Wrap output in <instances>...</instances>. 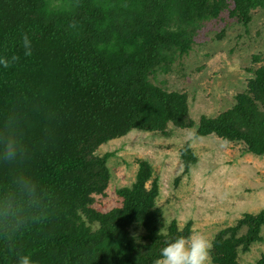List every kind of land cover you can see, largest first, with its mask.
<instances>
[{
    "label": "trees",
    "instance_id": "obj_1",
    "mask_svg": "<svg viewBox=\"0 0 264 264\" xmlns=\"http://www.w3.org/2000/svg\"><path fill=\"white\" fill-rule=\"evenodd\" d=\"M264 0H0V264H153L192 223H166L157 206L159 179L136 159L118 206L95 198L110 183V154L98 149L130 131L169 136L195 129L242 144L264 158V57L232 106L216 117L190 115L185 93L152 79L188 55L203 24L243 26ZM27 36L31 52L24 55ZM183 175L198 158L186 142ZM264 241V210L244 213L211 240V264H242ZM254 264H264L261 256Z\"/></svg>",
    "mask_w": 264,
    "mask_h": 264
},
{
    "label": "rangeland",
    "instance_id": "obj_2",
    "mask_svg": "<svg viewBox=\"0 0 264 264\" xmlns=\"http://www.w3.org/2000/svg\"><path fill=\"white\" fill-rule=\"evenodd\" d=\"M255 55L264 57V12L259 9L246 27L225 18L205 22L192 51L175 62L172 73L158 74L152 81L185 93L197 123L203 115L216 117L232 106L234 96L245 90L252 76ZM195 129H173L169 136L133 130L102 145L97 154H110L111 178L105 195L96 197L94 206L102 211L118 206L116 191L131 185L134 161L143 159L159 179L157 206L166 223L175 220L183 227L191 222L192 233L210 242L219 229L242 214L264 210V158L246 153L242 144L215 136L195 137ZM186 142L198 161L183 175L179 150ZM261 256L264 241L252 245L240 260L254 264Z\"/></svg>",
    "mask_w": 264,
    "mask_h": 264
},
{
    "label": "clouds",
    "instance_id": "obj_3",
    "mask_svg": "<svg viewBox=\"0 0 264 264\" xmlns=\"http://www.w3.org/2000/svg\"><path fill=\"white\" fill-rule=\"evenodd\" d=\"M24 55L31 52V42L27 36L22 40ZM17 59L15 55L10 58L0 57V66L8 67ZM211 242L200 233H190L187 237L180 236L166 243L160 249L159 258L153 264H208ZM17 264H33L30 257L20 255Z\"/></svg>",
    "mask_w": 264,
    "mask_h": 264
}]
</instances>
